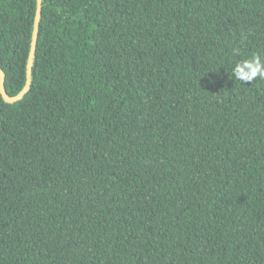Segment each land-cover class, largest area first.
<instances>
[{"label": "trees", "instance_id": "obj_1", "mask_svg": "<svg viewBox=\"0 0 264 264\" xmlns=\"http://www.w3.org/2000/svg\"><path fill=\"white\" fill-rule=\"evenodd\" d=\"M38 0H0L27 80ZM264 0H43L0 92V264H264Z\"/></svg>", "mask_w": 264, "mask_h": 264}, {"label": "water", "instance_id": "obj_2", "mask_svg": "<svg viewBox=\"0 0 264 264\" xmlns=\"http://www.w3.org/2000/svg\"><path fill=\"white\" fill-rule=\"evenodd\" d=\"M42 1L43 0L37 1V10H36V16H35V22H34L32 43H31V49H30L28 62H27V80H26L24 87L18 94L14 96H11L8 94L6 87H5L6 73L4 72V70L0 69V92L3 98L8 102H16L20 100L30 87L31 78H32L33 61H34V56H35L37 42H38L40 20H41V15H42Z\"/></svg>", "mask_w": 264, "mask_h": 264}, {"label": "clouds", "instance_id": "obj_3", "mask_svg": "<svg viewBox=\"0 0 264 264\" xmlns=\"http://www.w3.org/2000/svg\"><path fill=\"white\" fill-rule=\"evenodd\" d=\"M233 73L235 79L240 81L252 82L257 77L264 79V56L256 54L238 62Z\"/></svg>", "mask_w": 264, "mask_h": 264}]
</instances>
